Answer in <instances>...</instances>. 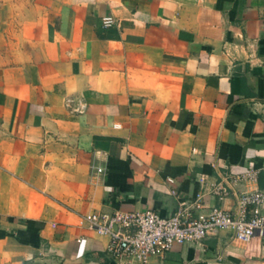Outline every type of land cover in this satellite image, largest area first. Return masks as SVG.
Masks as SVG:
<instances>
[{"label":"crops","instance_id":"crops-1","mask_svg":"<svg viewBox=\"0 0 264 264\" xmlns=\"http://www.w3.org/2000/svg\"><path fill=\"white\" fill-rule=\"evenodd\" d=\"M42 2L0 66V264H116L78 216L230 211L211 185L249 168L237 188L264 192V0ZM145 264H264V239L218 231Z\"/></svg>","mask_w":264,"mask_h":264},{"label":"built area","instance_id":"built-area-1","mask_svg":"<svg viewBox=\"0 0 264 264\" xmlns=\"http://www.w3.org/2000/svg\"><path fill=\"white\" fill-rule=\"evenodd\" d=\"M255 179L256 170L249 168L221 177L211 185L210 193L217 201L228 196L232 198L230 211L213 206L205 208L198 201L180 202L165 217L149 209L91 212L78 216L77 226L106 237L104 252L116 264L128 261L145 264L152 257L164 256L174 245L197 243L218 231H227L240 242L254 237L264 239V216L260 211L264 192L237 188L239 184L254 183ZM166 183L171 185L173 181L167 178ZM170 194L174 192L171 190Z\"/></svg>","mask_w":264,"mask_h":264},{"label":"rangeland","instance_id":"rangeland-1","mask_svg":"<svg viewBox=\"0 0 264 264\" xmlns=\"http://www.w3.org/2000/svg\"><path fill=\"white\" fill-rule=\"evenodd\" d=\"M42 8V0H0V66L10 63L29 45L32 26Z\"/></svg>","mask_w":264,"mask_h":264}]
</instances>
